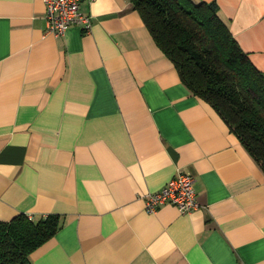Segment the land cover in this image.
I'll use <instances>...</instances> for the list:
<instances>
[{"label": "crops", "instance_id": "crops-1", "mask_svg": "<svg viewBox=\"0 0 264 264\" xmlns=\"http://www.w3.org/2000/svg\"><path fill=\"white\" fill-rule=\"evenodd\" d=\"M214 2L264 74V0ZM90 31L45 34L0 0V221L57 215L31 264H264V174L181 82L129 0H84ZM179 172L198 207L145 211Z\"/></svg>", "mask_w": 264, "mask_h": 264}, {"label": "trees", "instance_id": "trees-1", "mask_svg": "<svg viewBox=\"0 0 264 264\" xmlns=\"http://www.w3.org/2000/svg\"><path fill=\"white\" fill-rule=\"evenodd\" d=\"M183 85L207 103L264 174V74L219 17L214 2L129 0ZM61 227L57 215L0 221V264H31L30 254Z\"/></svg>", "mask_w": 264, "mask_h": 264}, {"label": "built area", "instance_id": "built-area-1", "mask_svg": "<svg viewBox=\"0 0 264 264\" xmlns=\"http://www.w3.org/2000/svg\"><path fill=\"white\" fill-rule=\"evenodd\" d=\"M45 6V34L62 36L71 25L90 31L89 17L80 11L84 0H41ZM92 1V0H87ZM194 178L190 174L179 172L160 190L145 195V211L154 214L163 204L174 205L180 214H189L197 209L198 204L193 188ZM29 219H32L27 215Z\"/></svg>", "mask_w": 264, "mask_h": 264}, {"label": "bare ground", "instance_id": "bare-ground-1", "mask_svg": "<svg viewBox=\"0 0 264 264\" xmlns=\"http://www.w3.org/2000/svg\"><path fill=\"white\" fill-rule=\"evenodd\" d=\"M67 31V30H66Z\"/></svg>", "mask_w": 264, "mask_h": 264}]
</instances>
